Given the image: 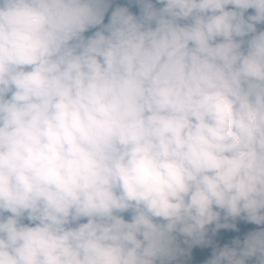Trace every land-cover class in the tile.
I'll return each instance as SVG.
<instances>
[{
  "label": "clouds",
  "instance_id": "obj_1",
  "mask_svg": "<svg viewBox=\"0 0 264 264\" xmlns=\"http://www.w3.org/2000/svg\"><path fill=\"white\" fill-rule=\"evenodd\" d=\"M0 264H264V0H0Z\"/></svg>",
  "mask_w": 264,
  "mask_h": 264
},
{
  "label": "rangeland",
  "instance_id": "obj_2",
  "mask_svg": "<svg viewBox=\"0 0 264 264\" xmlns=\"http://www.w3.org/2000/svg\"><path fill=\"white\" fill-rule=\"evenodd\" d=\"M240 228L241 230L235 233L231 231L221 230L220 239L218 241L219 247H223L224 244H228L229 246H231L232 239L239 237V239L242 241L247 232L257 230V226L255 225L240 224ZM199 255H202V258L206 260L211 256V249H206Z\"/></svg>",
  "mask_w": 264,
  "mask_h": 264
},
{
  "label": "trees",
  "instance_id": "obj_3",
  "mask_svg": "<svg viewBox=\"0 0 264 264\" xmlns=\"http://www.w3.org/2000/svg\"><path fill=\"white\" fill-rule=\"evenodd\" d=\"M118 2L121 3V4H123V3H125V0H118ZM131 10H133L134 12H135V11H138V10L135 9L134 7H133Z\"/></svg>",
  "mask_w": 264,
  "mask_h": 264
}]
</instances>
